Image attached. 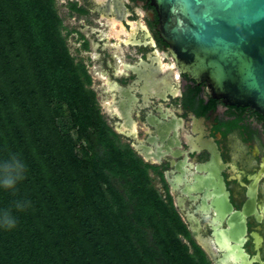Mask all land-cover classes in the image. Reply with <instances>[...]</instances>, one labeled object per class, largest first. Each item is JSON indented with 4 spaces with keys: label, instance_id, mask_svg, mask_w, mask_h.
<instances>
[{
    "label": "trees",
    "instance_id": "1",
    "mask_svg": "<svg viewBox=\"0 0 264 264\" xmlns=\"http://www.w3.org/2000/svg\"><path fill=\"white\" fill-rule=\"evenodd\" d=\"M63 30L54 0H0V177L25 165L15 189L0 186V264H210L106 124Z\"/></svg>",
    "mask_w": 264,
    "mask_h": 264
},
{
    "label": "flooded vegetation",
    "instance_id": "2",
    "mask_svg": "<svg viewBox=\"0 0 264 264\" xmlns=\"http://www.w3.org/2000/svg\"><path fill=\"white\" fill-rule=\"evenodd\" d=\"M66 1L68 16L76 23L65 30L76 36L77 60L86 58L93 63L86 72L96 102L101 99L100 113L118 141L150 166V176L160 183L164 198L170 199L189 239L202 251L201 242H206L219 264H260L258 259L264 262V127L260 120L248 107L227 106L220 99H212L205 83L196 84L176 73L166 45L155 31L156 14L146 0ZM88 12L93 15L86 16ZM96 18L118 21L120 39L109 37L105 28L92 25L103 24ZM90 40L97 43L93 51ZM92 75L96 76V83ZM191 100L194 106L189 104ZM210 100L215 101L213 108L206 107ZM234 117L239 118L237 127L226 129L220 124ZM199 134L202 138L212 137L216 144L223 164L221 176L233 210L241 211L247 192L252 187L255 190L254 203L244 217L240 247L245 257L234 256L232 249L227 252L216 245L215 233L227 241L228 247L235 243L225 234L230 231L227 217L214 228L208 223L214 212L202 211L205 189L189 192L195 200L183 191L192 185L194 175H204L197 166L207 160L208 153L195 139ZM175 176L179 180L173 190L166 178L172 181ZM187 214H192L193 219Z\"/></svg>",
    "mask_w": 264,
    "mask_h": 264
},
{
    "label": "water",
    "instance_id": "3",
    "mask_svg": "<svg viewBox=\"0 0 264 264\" xmlns=\"http://www.w3.org/2000/svg\"><path fill=\"white\" fill-rule=\"evenodd\" d=\"M146 1L156 14L155 31L166 45L177 73L196 84L205 83L212 99H220L227 106L248 107L264 117V0ZM195 139L207 151L208 158L197 166L204 175H194L192 185L183 191L195 200L189 192L205 189L201 197L202 211L214 212L208 223L214 228L227 217L230 231L225 234L235 243L228 247L227 241L215 233L216 245L227 252L228 248L232 249L234 256L245 257L240 247L244 217L254 203L255 190L252 187L247 192L242 210L234 211L224 187L223 164L213 138H202L199 134ZM177 180V176L172 181L166 178L173 190ZM256 180L257 176L253 186ZM187 215L193 219L192 214ZM201 246L206 256L219 264L209 245L202 241ZM227 252L223 254L224 259ZM258 262L264 264L259 259Z\"/></svg>",
    "mask_w": 264,
    "mask_h": 264
},
{
    "label": "rangeland",
    "instance_id": "4",
    "mask_svg": "<svg viewBox=\"0 0 264 264\" xmlns=\"http://www.w3.org/2000/svg\"><path fill=\"white\" fill-rule=\"evenodd\" d=\"M55 1V7L57 9V13L59 15V17L62 18L63 20V26L69 30L71 28L72 24L76 23V20H74L73 18H70L68 16L69 12L67 11L68 7H67V1L66 0H54ZM85 1H89V0H83ZM95 1H101V0H95ZM92 13H86V16H92ZM138 18H141V13H139ZM97 19V18H96ZM96 21H100L103 22L102 25H96V24H92L94 26H96V28H100V30H102L103 28H105L106 32L108 33L109 37H118V39H120V36L118 35L119 31L122 30L121 29V25L120 23H118V21H111L108 22L106 19L103 18H99ZM97 23V22H96ZM62 34L65 35V39H66V44L68 47V50L70 52V54L75 58V60H77L79 58V53L78 51H76L75 47H78V41L76 40V36L70 33H66V30L62 31ZM122 37V36H121ZM113 38H112V42H113ZM116 42L118 40H115ZM108 42V41H107ZM90 45H91V51L96 49L97 43H93L92 40H90ZM116 50V49H115ZM116 52V51H115ZM82 62L84 63V66L86 68V70H91L93 63L89 62L86 58H81ZM95 66L98 67V65L95 63ZM94 77V83H96L97 79L95 78V75H92ZM100 98H98L97 100V105H99L100 102ZM100 107V106H99ZM100 111H103L101 109H99ZM62 113L65 115L66 114V110L63 108L62 109ZM72 132V131H71ZM73 133V132H72ZM154 186L157 188L158 192L161 194V197L164 198L163 196V192L160 188V183L158 182L157 179L154 180ZM166 199V198H165ZM183 242L187 243L186 240L182 239Z\"/></svg>",
    "mask_w": 264,
    "mask_h": 264
},
{
    "label": "clouds",
    "instance_id": "5",
    "mask_svg": "<svg viewBox=\"0 0 264 264\" xmlns=\"http://www.w3.org/2000/svg\"><path fill=\"white\" fill-rule=\"evenodd\" d=\"M25 165L17 162L14 168H6L4 170L3 177H0V186L4 189L13 190L15 189L18 182L24 179ZM16 209H19L18 205L14 206ZM5 221L4 227L6 229H12L16 226V219L13 217L12 212H4Z\"/></svg>",
    "mask_w": 264,
    "mask_h": 264
},
{
    "label": "bare ground",
    "instance_id": "6",
    "mask_svg": "<svg viewBox=\"0 0 264 264\" xmlns=\"http://www.w3.org/2000/svg\"><path fill=\"white\" fill-rule=\"evenodd\" d=\"M177 73V72H176ZM175 76V75H174Z\"/></svg>",
    "mask_w": 264,
    "mask_h": 264
}]
</instances>
